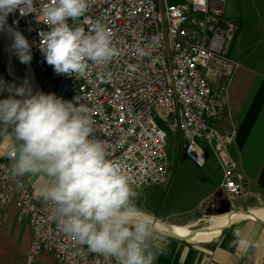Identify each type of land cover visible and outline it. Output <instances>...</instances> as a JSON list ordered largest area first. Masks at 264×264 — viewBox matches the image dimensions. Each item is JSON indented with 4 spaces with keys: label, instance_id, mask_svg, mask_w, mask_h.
I'll use <instances>...</instances> for the list:
<instances>
[{
    "label": "built area",
    "instance_id": "built-area-1",
    "mask_svg": "<svg viewBox=\"0 0 264 264\" xmlns=\"http://www.w3.org/2000/svg\"><path fill=\"white\" fill-rule=\"evenodd\" d=\"M226 2L93 0L79 25L89 32L97 20L106 24L118 54L107 66L89 61L80 79L56 74L40 51L41 34L49 30L40 9L50 0H37L33 13L17 10L9 16L11 28L32 45L27 66L40 91L67 101L78 96L91 109L96 137L135 188L168 184V144L177 132L185 157L197 167L204 168L212 153L222 172L220 190L233 202L245 188L230 155L237 132L216 126L226 110L225 78L218 90L210 83L212 65L228 61L226 50L238 34L237 21L226 16ZM9 148L0 157V233L13 208L20 223H29L33 239L25 264L43 257L51 259L47 264H116L58 228L54 206L23 176L11 173Z\"/></svg>",
    "mask_w": 264,
    "mask_h": 264
},
{
    "label": "clouds",
    "instance_id": "clouds-1",
    "mask_svg": "<svg viewBox=\"0 0 264 264\" xmlns=\"http://www.w3.org/2000/svg\"><path fill=\"white\" fill-rule=\"evenodd\" d=\"M92 2L50 0L41 7L49 30L41 34L40 51L56 74L80 79L87 75L89 61L107 66L118 54L106 24L97 20L89 32L79 25ZM36 3L0 0V30L9 14L33 13ZM6 30L20 62L30 63L28 39L14 28ZM4 91L9 95L0 99V135L11 141V173L47 178L38 196L54 206L58 228L116 264H155L152 244L158 233L152 215L141 209L140 193L96 137L91 109L78 96L67 101L54 93H33L27 82L17 87L0 80ZM233 236L230 247L261 246L242 238L239 228Z\"/></svg>",
    "mask_w": 264,
    "mask_h": 264
},
{
    "label": "crops",
    "instance_id": "crops-1",
    "mask_svg": "<svg viewBox=\"0 0 264 264\" xmlns=\"http://www.w3.org/2000/svg\"><path fill=\"white\" fill-rule=\"evenodd\" d=\"M225 13L237 21L238 34L226 50L228 61H216L212 65L210 83L218 90L222 87V78L226 80V110L216 126L222 130L233 127L237 132L230 155L236 164V173L244 177L245 188L243 195L231 203L235 211L251 213L264 210V0H227ZM186 160L185 163L192 164ZM207 163L210 167L216 165L220 172L213 183L217 186L212 185L208 195L211 196L220 190L222 172L211 152ZM30 185L36 189L32 182ZM9 215L0 240L11 241L14 250L8 260L0 257V264H24L22 260L25 261L33 239L32 230L27 221L17 220L14 208ZM237 228L242 238L260 241L261 246L230 247ZM156 232L158 238L152 244L155 264H239L244 259L252 264H264V222L259 219L234 220L217 236L205 241L181 240L161 230ZM49 262V257H43L38 264Z\"/></svg>",
    "mask_w": 264,
    "mask_h": 264
},
{
    "label": "rangeland",
    "instance_id": "rangeland-1",
    "mask_svg": "<svg viewBox=\"0 0 264 264\" xmlns=\"http://www.w3.org/2000/svg\"><path fill=\"white\" fill-rule=\"evenodd\" d=\"M7 23L10 24L9 15ZM29 70L27 64L21 63L17 56L12 57L5 34L3 30H0V80L17 87L27 82L34 93ZM8 95L7 91L0 92V99H5ZM8 145L11 146L10 139L0 135V155L4 156L5 151L2 147L5 148ZM186 159L179 134L177 132L170 134L168 144L169 182L164 186L136 188L140 193L138 204L153 218L167 224L189 227L191 230L205 229L212 224L213 216H207V209L214 200L215 194L208 195L212 192V185L217 186L213 183L220 172L216 165L210 167L207 163L206 167L199 168L192 161V164L189 161L185 163ZM23 177L28 182H32L38 192L40 187L47 182V178L43 176L27 175ZM233 207L232 205V212L235 211ZM155 230L159 229L155 228ZM13 250L11 241L0 240V257L8 260ZM22 262L25 264V261L22 260Z\"/></svg>",
    "mask_w": 264,
    "mask_h": 264
},
{
    "label": "bare ground",
    "instance_id": "bare-ground-1",
    "mask_svg": "<svg viewBox=\"0 0 264 264\" xmlns=\"http://www.w3.org/2000/svg\"><path fill=\"white\" fill-rule=\"evenodd\" d=\"M11 27L10 24H6L5 30H3L5 34L6 41L8 46L11 50L12 57H15V52L11 49V44L13 42L12 36L7 32V28ZM30 77L33 81V85L35 84L34 81L36 79L35 72L33 67L29 70ZM153 218V217H152ZM240 218H251V219H259L264 222V210H257L251 213H246L242 210L234 211L228 215L212 217V224L210 227L205 229H198V230H191L189 227L179 226V225H171L172 229L169 230L166 226L167 223L162 222L161 220H156L153 218L154 227L170 234L173 236L194 240V241H205L210 240L213 237L217 236L224 227L229 225L232 221L240 219Z\"/></svg>",
    "mask_w": 264,
    "mask_h": 264
},
{
    "label": "water",
    "instance_id": "water-1",
    "mask_svg": "<svg viewBox=\"0 0 264 264\" xmlns=\"http://www.w3.org/2000/svg\"><path fill=\"white\" fill-rule=\"evenodd\" d=\"M34 83H35L34 84V93H35L37 91H40V89L37 83V79H35ZM230 213H232V203L225 196L224 192L222 190H219V192L215 194L214 200L210 203V206L207 209V216L218 217V216L228 215ZM246 213H249V212H246ZM166 226L169 230L172 229V226L170 224H166ZM179 239L189 240V239H184V238H179Z\"/></svg>",
    "mask_w": 264,
    "mask_h": 264
}]
</instances>
